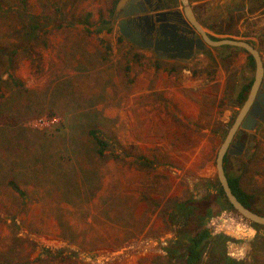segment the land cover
I'll return each mask as SVG.
<instances>
[{
	"label": "rangeland",
	"instance_id": "374dc122",
	"mask_svg": "<svg viewBox=\"0 0 264 264\" xmlns=\"http://www.w3.org/2000/svg\"><path fill=\"white\" fill-rule=\"evenodd\" d=\"M115 1L28 0L27 14L39 16L42 28L39 39L27 43L29 57L21 52L10 72L37 93L46 112H57L60 123L34 122L52 118L45 113L0 126V264H177L165 252L175 238L165 206L170 198L200 200L209 195L202 183L218 181V151L242 107L234 100L255 77L248 54L210 47L187 64L157 61L120 35L116 16L112 33L90 35L79 21L87 13L110 20ZM213 2L205 12L208 18L222 16L221 29L234 32L245 25L246 31L263 34V0H226L223 7ZM17 4L4 0L1 47L25 41L16 33L25 25ZM261 14L260 24L249 21ZM129 52L144 58L129 62ZM230 53L234 58L224 62ZM157 63L166 70H156ZM5 68L0 64V72ZM90 127L119 141L116 153L125 161L116 162L109 153L99 159L87 137ZM263 130L264 125L250 133L256 138L247 139L245 159L231 156L228 168L237 175L248 169L246 187L257 193L264 215ZM132 148L154 162L153 168L122 153ZM13 178L25 197L7 185ZM66 187L75 194L65 195ZM231 219L225 214L209 224L215 234L234 239L229 256L264 264V227L250 224L256 231H245ZM228 226L242 237L229 234ZM231 245L244 256H232ZM44 247L76 253L77 259L40 262Z\"/></svg>",
	"mask_w": 264,
	"mask_h": 264
},
{
	"label": "trees",
	"instance_id": "16d2710c",
	"mask_svg": "<svg viewBox=\"0 0 264 264\" xmlns=\"http://www.w3.org/2000/svg\"><path fill=\"white\" fill-rule=\"evenodd\" d=\"M17 1L18 7L22 10L21 12H23L20 15V18L25 25H23L22 29L16 31V33L20 34L25 41L23 43L21 42V44H14L10 47L0 46V58L4 60L1 61L2 63L5 62L6 67L3 73L8 74V78L5 80L3 79L4 74L0 72V126L8 125L10 127L18 125L23 119L40 117L45 113H47L49 117L58 115L53 108H50L48 112H46L41 106V101L35 99L37 93H33L26 88L24 83L10 72L18 66L21 52L29 57L27 52H29L30 49L27 48V43L32 38L38 40V31L42 28L39 16L27 14L29 11L28 0ZM118 2L119 0H116L112 8L109 10L110 20L105 19L103 15H101L99 20H95L92 13H87L82 17L79 23L87 27V32L90 35H99L104 31L112 33L113 27L111 19L116 16ZM3 10L4 0H0V11ZM99 24L100 26L96 28L94 32L90 30ZM119 41L122 42L123 38L120 37ZM221 48L239 50V48L230 46H224ZM128 55L129 62L130 60L141 62L144 58L143 55L133 54L132 52H129ZM234 56L235 53L227 54L224 58V62L229 61V59L234 58ZM248 60L251 67L255 68V62L252 56L248 55ZM160 69L166 70L161 64L157 63L156 70ZM130 70V66H127L126 72H129ZM253 81L254 79L248 84L242 86L234 100L237 105L243 106L248 97ZM2 91H5V93H2ZM263 125L264 123L260 124L259 128ZM249 135L250 133L248 132L240 131L236 138L243 140V143L246 144L247 139L250 137ZM87 137L92 141V145L95 147V153L99 159H106L108 158L107 155L110 154V158L116 162L125 161L124 158H121L120 154L116 153L117 147H122L121 143L116 139V141H113V139L110 140L105 138L101 131L95 127L87 129ZM252 137L256 138L255 136ZM133 150V148L130 150L124 149L122 153L124 152L126 157L135 158V161L145 168H153L154 162L150 161V159L144 154H134ZM230 162L231 156L227 155L225 158V170L233 193L247 208L257 214L263 215L262 211L258 209L256 203L257 193H255V190L246 187L248 169H244L242 174L237 175L233 170H229L228 166ZM69 183L70 182L66 179L65 185ZM7 185L19 196L25 197L27 195L14 178L12 180L10 179L7 182ZM202 185L209 190L208 196L200 200L196 199L194 196H190L186 199L170 198L165 206V214L169 217L168 221L174 227L173 230L175 233L174 240L170 242L169 247L165 248L167 258L177 264H243V262L232 258L228 254V244L234 241V239L223 233L215 234L209 224L213 219L219 218L225 214L226 217L229 218L237 216L241 221H247L236 214L235 209L229 203L218 181H207L203 182ZM67 188L68 187H66V191L64 192L65 195H68L69 193H72V195L75 194L73 189H69L71 187H69L68 190ZM96 193L97 192L93 193L94 198L96 197ZM128 226H130V224H128ZM253 226L257 229L264 227L256 224H253ZM227 230L229 234L237 238L242 237V232L238 230V228H230L228 226ZM67 236L68 235H65V237ZM229 251L231 255L236 258L244 256V251L235 245H231ZM72 258L77 259V254H67V250L64 249L52 250L51 248L44 247L42 248V254L38 261L64 262L66 260L71 261ZM9 264L14 263L10 262Z\"/></svg>",
	"mask_w": 264,
	"mask_h": 264
},
{
	"label": "water",
	"instance_id": "95a60500",
	"mask_svg": "<svg viewBox=\"0 0 264 264\" xmlns=\"http://www.w3.org/2000/svg\"><path fill=\"white\" fill-rule=\"evenodd\" d=\"M184 6V11L191 22V24L197 29V31L202 35L204 41L202 40H169L167 34L168 26H171L164 22L161 17L166 13L157 14L158 32L162 37V40L156 41L155 51L159 55L160 52H178L175 55L185 57L189 59V56L193 53L194 49L204 50L207 46L211 48H220L224 46L236 47L244 50L248 55L252 56L255 62V77L253 84L250 88L248 97L239 109V113L233 122L232 126L229 128L225 140L223 141L217 155L216 168H217V178L218 182L223 189L225 196L227 197L229 203L233 206L238 216L244 218L247 223L253 225L264 226V215L257 214L256 212L250 210L245 205H243L236 195L233 193L232 188L229 184L228 177L225 170V158L227 155H234L233 148L234 140L240 131H245L248 133L255 132L258 129L260 123L264 122V61L259 48L256 45L250 43L247 40L237 39L232 36L218 37V40H212L209 34H212L204 26H202L196 19L190 0H181ZM147 3V1L145 0ZM145 3L140 0H119L116 11L122 12L124 18H122L118 24V29L120 35L129 40L130 43L135 45H140L139 41L141 39V34L134 32L133 25L135 21L142 22L148 16H142L146 12ZM130 8V10L128 9ZM135 16V17H134ZM119 17V16H118ZM175 27V26H172ZM196 42V46L194 43ZM150 43V47H151ZM207 45V46H206ZM186 53H189L187 56ZM243 151V148H239Z\"/></svg>",
	"mask_w": 264,
	"mask_h": 264
},
{
	"label": "flooded vegetation",
	"instance_id": "af4514ba",
	"mask_svg": "<svg viewBox=\"0 0 264 264\" xmlns=\"http://www.w3.org/2000/svg\"><path fill=\"white\" fill-rule=\"evenodd\" d=\"M140 1L145 3L144 5L146 8V12L143 13L142 16H148V18L144 19L142 22H138L137 20L135 21V24L133 25L134 32L141 34L142 37L139 41L140 45H135L131 43L132 45L138 48L151 51L157 61H166L179 64H187L190 61L196 60L199 56L205 54L208 48H210L207 45L204 50H199L195 48L191 56H189V59L185 57L181 58L180 56L176 57L175 55L179 54L178 52H160L159 55H157L155 51L156 41L162 40V37L158 32L159 24L156 23L158 19V13H166L165 15H163V17H161V19H163L164 22H166L167 24L171 25L168 26L167 29L169 40L181 41L180 39L183 38L185 41H204V39L187 18L181 0H146L147 3L145 2V0ZM196 2H198V0H190L197 21L206 29H209L210 27V30L214 33L211 32L212 34H209V37L212 40H218L215 35L222 27V16L213 14L208 18L205 12L206 6L203 4H196ZM258 3L259 1L257 2V4ZM128 9L130 10V8ZM122 18H124L123 13L116 11V19H118L120 22ZM150 43L152 44L151 47ZM194 45L196 46V42L194 43ZM188 54L189 53H186L185 56H187ZM233 144L234 146H236L235 148H233L234 155L229 156H234L239 159H245L246 144L243 143V140L236 138ZM239 148H243V151H241Z\"/></svg>",
	"mask_w": 264,
	"mask_h": 264
},
{
	"label": "crops",
	"instance_id": "0c3cea01",
	"mask_svg": "<svg viewBox=\"0 0 264 264\" xmlns=\"http://www.w3.org/2000/svg\"><path fill=\"white\" fill-rule=\"evenodd\" d=\"M213 1H216L215 2V5L216 6L221 5V7H223V4L225 3L226 0H198V2H196V4H203L205 6L207 5L208 6L207 9H208V8H210L209 6H213V4H214ZM216 6H214V7H216ZM246 7H247V5H246ZM261 17H262V15H256V16L251 17L249 19V21L254 22V23L257 22V24H260L261 22L259 23L258 20ZM260 25H263L262 26L263 34H261V35L253 34V33H250L248 31H246V26L245 25L242 26V28L239 27L234 32H229V30H224V29H221L220 28V30L217 33L220 34V35L232 36V37L237 38V39L247 40L250 43L256 45V47L260 49L261 54H262V57H263V61H264V23L263 24H260ZM257 27L259 28L261 26L258 25ZM257 27L255 29H258ZM231 222L232 223L238 222L236 224L240 225V227L242 229H244L245 231H248V230L254 231L255 230V228L251 227V225L249 223H247V222L245 223L244 221H240V219L237 216H234L233 219H231ZM256 235H257V233L249 241L254 240L256 238ZM262 236H263V242H264V232H263ZM245 250H246V248H245Z\"/></svg>",
	"mask_w": 264,
	"mask_h": 264
},
{
	"label": "built area",
	"instance_id": "2783aa9c",
	"mask_svg": "<svg viewBox=\"0 0 264 264\" xmlns=\"http://www.w3.org/2000/svg\"><path fill=\"white\" fill-rule=\"evenodd\" d=\"M50 120H48L47 121V119H45V118H39V119H36L34 122H39V123H41L42 125H50V124H53V126L54 125H56L57 123H60V122H58V119L59 118H57L56 116H54V117H52V118H49ZM51 126H49V127H45V128H40V129H42V130H48L49 128H50ZM36 128H38V127H36Z\"/></svg>",
	"mask_w": 264,
	"mask_h": 264
}]
</instances>
